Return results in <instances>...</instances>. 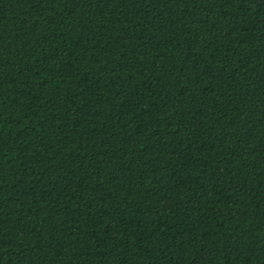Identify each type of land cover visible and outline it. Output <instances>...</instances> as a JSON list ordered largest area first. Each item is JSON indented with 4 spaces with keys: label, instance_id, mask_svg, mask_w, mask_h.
<instances>
[{
    "label": "trees",
    "instance_id": "trees-1",
    "mask_svg": "<svg viewBox=\"0 0 264 264\" xmlns=\"http://www.w3.org/2000/svg\"><path fill=\"white\" fill-rule=\"evenodd\" d=\"M0 264H264V0H0Z\"/></svg>",
    "mask_w": 264,
    "mask_h": 264
}]
</instances>
